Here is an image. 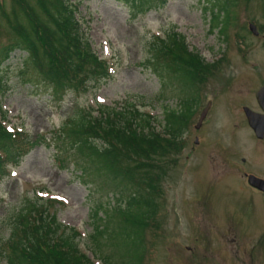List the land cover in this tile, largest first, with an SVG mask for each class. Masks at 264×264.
I'll return each mask as SVG.
<instances>
[{
  "label": "rangeland",
  "instance_id": "obj_1",
  "mask_svg": "<svg viewBox=\"0 0 264 264\" xmlns=\"http://www.w3.org/2000/svg\"><path fill=\"white\" fill-rule=\"evenodd\" d=\"M28 1L43 17L35 0ZM76 3L82 32L107 63L105 79L55 97L27 69L24 51L15 50L2 65L0 119L38 144L0 179V264H6L4 244L18 218L33 206L78 230L80 245L89 254L96 250L97 264H133L140 255L138 264H264V194L252 190L244 176L264 179V139L254 137L242 112L243 106L259 112L264 0H153L150 10L136 14L117 0ZM15 17L28 28L13 1L0 0V48L17 39L12 28L17 22L8 23ZM250 23L258 35L249 31ZM172 33L184 37L185 49L208 73L171 64L160 48L152 59L154 40L167 41ZM126 101L154 118L157 133L165 131L170 112L187 115L198 101L179 139L181 151L167 157V173L154 194L156 211L143 220V245L130 249L125 244L133 245L130 235L136 236H117L121 219L113 211L120 204L126 208L125 197L117 201L109 183L80 179L69 140L57 138L80 109L96 115L100 105ZM96 209L108 226L98 246L91 237ZM113 230L116 235L108 236Z\"/></svg>",
  "mask_w": 264,
  "mask_h": 264
},
{
  "label": "trees",
  "instance_id": "obj_2",
  "mask_svg": "<svg viewBox=\"0 0 264 264\" xmlns=\"http://www.w3.org/2000/svg\"><path fill=\"white\" fill-rule=\"evenodd\" d=\"M12 1L26 19L28 28L16 17L13 22L8 20L9 24L17 22L15 26L12 25L17 39L0 48V80L2 65L15 50L27 54V69L51 86L55 97L71 88L73 91L87 90L89 82L108 76L107 63L92 51L81 30L76 12L77 0H35L43 17L38 15L28 0ZM117 1L136 14L138 12L135 10H150L153 0ZM167 37V41L154 40L151 50L154 61L160 48V54L168 56L171 64L176 63L184 70L195 69L196 72V69L205 68V73L209 72L187 52L182 35L172 33ZM0 87L3 86L0 84ZM95 111L96 115L92 114L94 111L80 109L74 118L67 120L57 138L69 140L68 150L75 156L73 160L79 169L80 179L86 177L89 181L99 182V185L109 183L117 195V201L125 197L123 205L126 208L120 204L113 210L121 219L116 234L133 233L136 236L129 234L134 243L129 247L126 243L128 249L142 246L143 220H148L156 211L154 194L167 173V157L180 149L173 140L177 134H173L171 129L173 131L174 127H178L175 132L180 134L184 126L182 121L188 116L171 113L173 121L169 119L166 127L172 133L173 139H170L166 130L164 134L155 131L151 115L127 101L114 106L100 105ZM3 120H0V179L7 174L9 165L17 164L38 144L23 129H6ZM92 215L96 220L98 210ZM99 220L91 236L96 246L98 238L106 235L108 229L105 221L102 220V225ZM115 232L113 230L108 236L113 237ZM78 237L76 229L64 226L53 215L44 214V211L40 212L33 206L18 218L10 238L4 244L6 264H95L96 250H90V257L88 250L80 245ZM141 258L142 255L136 263L131 262L138 264Z\"/></svg>",
  "mask_w": 264,
  "mask_h": 264
},
{
  "label": "water",
  "instance_id": "obj_3",
  "mask_svg": "<svg viewBox=\"0 0 264 264\" xmlns=\"http://www.w3.org/2000/svg\"><path fill=\"white\" fill-rule=\"evenodd\" d=\"M249 30L254 35H258L257 29L254 25L249 24ZM256 101L263 111V114L255 113L247 107L243 108L247 123L254 132L256 138L262 139L264 137V85L255 94ZM202 114V118L204 117ZM248 183L250 186L264 192V181L250 175L248 177Z\"/></svg>",
  "mask_w": 264,
  "mask_h": 264
},
{
  "label": "flooded vegetation",
  "instance_id": "obj_4",
  "mask_svg": "<svg viewBox=\"0 0 264 264\" xmlns=\"http://www.w3.org/2000/svg\"><path fill=\"white\" fill-rule=\"evenodd\" d=\"M253 190V189H252Z\"/></svg>",
  "mask_w": 264,
  "mask_h": 264
}]
</instances>
